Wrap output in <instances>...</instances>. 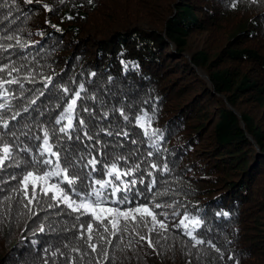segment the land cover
<instances>
[{
  "label": "trees",
  "instance_id": "trees-1",
  "mask_svg": "<svg viewBox=\"0 0 264 264\" xmlns=\"http://www.w3.org/2000/svg\"><path fill=\"white\" fill-rule=\"evenodd\" d=\"M204 32L213 42L189 59L191 38ZM0 46V133L15 131L28 148L13 149L20 167L0 168V264H264V0H0ZM175 61L185 73L172 89ZM44 130L62 166L66 156L84 157L77 186L91 156L119 160L121 171L139 164L121 180L136 179L133 193L143 194L118 206L146 203L167 230L156 224L150 232L147 217L136 231L100 229L103 239L93 224L88 240L80 224L91 220H77L63 203L48 208L52 193L37 186L40 203L27 204L18 181L23 161L40 157L35 137ZM96 168L102 172L89 179H111ZM27 192L31 198V185Z\"/></svg>",
  "mask_w": 264,
  "mask_h": 264
},
{
  "label": "snow or ice",
  "instance_id": "snow-or-ice-1",
  "mask_svg": "<svg viewBox=\"0 0 264 264\" xmlns=\"http://www.w3.org/2000/svg\"><path fill=\"white\" fill-rule=\"evenodd\" d=\"M28 3H31L32 0H27ZM91 3V0H89ZM251 3H257L258 0H250ZM45 9H49L47 4L43 5ZM231 7L235 8L236 3L233 2ZM71 19V17H69ZM55 27V25H53ZM7 39L11 40L13 37L8 36ZM2 47V46H0ZM7 50V49H5ZM5 68L8 65L4 66ZM3 71V69H0ZM11 71H18L16 68H12ZM11 71L9 75H11ZM47 83H45V88L48 86V83H51V78H46ZM6 83H15L16 81H5ZM83 85H80V88L83 89ZM65 92H68V89H64ZM40 95H44L43 91L40 92ZM80 93L76 92L75 97L79 98ZM35 103V101H33ZM76 104V99H70L68 102V107L65 109L66 113H71L74 110V106ZM2 107V105H0ZM87 111V109H85ZM18 115V114H17ZM123 115V112H121ZM65 118L64 114H61L60 118L55 121L56 124H60L61 121ZM13 120L16 119L14 115L12 117ZM127 120L128 117L125 116ZM80 124H83L84 121L80 120ZM3 128L8 129L9 125L7 121H3ZM72 127L71 118L68 120L67 128ZM143 127V125H141ZM66 127H60L59 132L65 133L67 132ZM11 135L14 139L12 142H9L5 139L6 136ZM55 134V130H53V135ZM118 135L120 133H117ZM155 134V133H153ZM26 137L28 133H23ZM84 135L91 140L92 137L88 135L87 132ZM111 135V133H109ZM123 135L125 137L128 136L127 132H124ZM145 135H148L147 129H145ZM71 139V137H68ZM35 139L43 140V147L41 148L39 145L37 146L40 149V157L33 156L31 161H23L25 165V171L23 174V178L19 180V184L22 185V191L24 194V198L27 200V204H31L33 200H36L37 203H40L36 198V189L39 186L40 191L44 196H48V193H52L49 198L51 201H56V204L53 205L48 201H44L47 204L48 208L59 207L61 203L65 204L67 208L71 209L72 212L78 213L76 216L77 220H80L81 217H88L91 222L85 220L80 224V228L82 230H86L89 235L87 237L88 240L92 239L93 233V224L96 225L97 233L101 235L103 239V233H109L112 235H117L118 233H124L131 231H136L140 226L148 227L147 217H151L153 227H149L148 230L151 232L156 224H159L160 229L167 230V225L164 220H157V214H155L146 203H135L133 207H124L121 208L118 205H128L130 203H134L136 196L142 195L143 193L139 190H136L133 193V188L137 183L136 179H132L130 181H122V176H127L130 173L140 172L139 164H132L129 168L121 171L118 167L119 160L112 162L111 164H107L104 161H101L96 156H91L82 167L89 168L90 171L84 173V179L80 181V186H77L76 181L80 179V174L75 172L74 170L80 164L81 161L84 160V157H78L76 159H70L67 156L64 158L63 166L60 160V152L59 150H53L52 145L49 143V131L44 130L43 137L36 136ZM76 139H80L79 136ZM19 140L15 131L0 133V168L6 167H20L21 161L17 160L16 155L13 152L14 147L18 148L19 151L24 153L28 152L27 147H20L16 141ZM132 143H136L132 141ZM47 154L48 158L45 157ZM149 156L152 155V152L148 153ZM54 157L55 159H52ZM8 162L7 164L5 162ZM125 163L127 160L125 159ZM102 164L104 168L107 169L106 174L111 178L109 180L99 179V180H91L92 173L94 172H102L101 169H97L96 165ZM31 168L32 170H27V168ZM152 168H156V164L151 165ZM72 169L73 171H70ZM164 170H167V165H164ZM103 174V173H102ZM150 175V173H149ZM13 179H16L14 176ZM88 181L85 183V181ZM61 181H63V186L61 185ZM120 182V183H117ZM140 183H144L141 179ZM155 184V181L152 182ZM32 186L33 195L31 198H28V187ZM122 185V186H121ZM146 190L151 192V186L146 185ZM117 193H120L117 196ZM133 193L132 198L130 199L129 194ZM117 205L116 207H112L109 205ZM155 208H160L161 204L156 203ZM159 215L165 216V213H160ZM175 215V213H174ZM227 215V213H224ZM188 217L185 216L183 220L180 221L181 225L185 224V220ZM107 221V223H105ZM196 224H199V220L194 221ZM109 225L111 227H109ZM187 227V225H185ZM103 229V233H100L99 230ZM43 231V228H41ZM187 235L191 236L197 245L204 244L206 241L202 239H197L195 236H192L191 232H186ZM140 239H145L144 236H140ZM111 243V241H108ZM207 243L211 244V241H207ZM149 246L151 245V241H149ZM215 247V245H212ZM88 247L92 249L93 252H96L97 246L95 244H89ZM45 251H48L47 249ZM219 251V249H217ZM55 256V253L52 254ZM105 258H107L105 254Z\"/></svg>",
  "mask_w": 264,
  "mask_h": 264
},
{
  "label": "rangeland",
  "instance_id": "rangeland-1",
  "mask_svg": "<svg viewBox=\"0 0 264 264\" xmlns=\"http://www.w3.org/2000/svg\"><path fill=\"white\" fill-rule=\"evenodd\" d=\"M211 35L207 34V32H204V33H201L200 35L196 36L194 35L192 38H191V42L189 44V48L188 50L185 52L186 56L189 57V59H191V56L197 52L198 50L202 49V48H205L206 46H210V42H213V40L211 39L212 37H210ZM213 49V47L211 48ZM183 64L180 63V61H175L174 65L171 66V63H170V66L167 65V67L171 68V69H174L175 72H178L182 67ZM201 71L204 72L203 70H199L198 72L200 73L201 77L203 78L202 74H201ZM185 73V72H184ZM184 73L183 74H180L178 72V74H176L178 78V81L179 82H174L172 83L171 85V88L173 89L174 87H176L178 85V83H182L183 82V78H184ZM205 73V72H204ZM187 74V73H186ZM189 74V73H188ZM206 74V73H205ZM207 75V74H206ZM208 76V75H207ZM206 80V79H205ZM209 82V80H206ZM210 84V83H209ZM191 89V85H187L186 86V90H189ZM183 102V101H182ZM168 108V107H167ZM39 112V110H37L34 114H37ZM238 112V111H237ZM239 117H241V114L238 112L237 113ZM242 123V121H241ZM242 126L244 127V124H242Z\"/></svg>",
  "mask_w": 264,
  "mask_h": 264
},
{
  "label": "water",
  "instance_id": "water-1",
  "mask_svg": "<svg viewBox=\"0 0 264 264\" xmlns=\"http://www.w3.org/2000/svg\"><path fill=\"white\" fill-rule=\"evenodd\" d=\"M201 74L204 79L209 80L208 76L204 72L201 71ZM242 124H243V121H242Z\"/></svg>",
  "mask_w": 264,
  "mask_h": 264
}]
</instances>
